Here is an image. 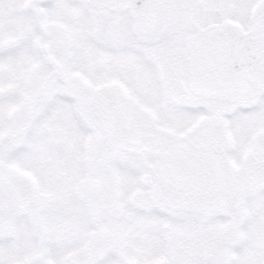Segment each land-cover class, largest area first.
Returning a JSON list of instances; mask_svg holds the SVG:
<instances>
[{
    "label": "snow or ice",
    "instance_id": "6c2138e0",
    "mask_svg": "<svg viewBox=\"0 0 264 264\" xmlns=\"http://www.w3.org/2000/svg\"><path fill=\"white\" fill-rule=\"evenodd\" d=\"M0 264H264V0H0Z\"/></svg>",
    "mask_w": 264,
    "mask_h": 264
}]
</instances>
